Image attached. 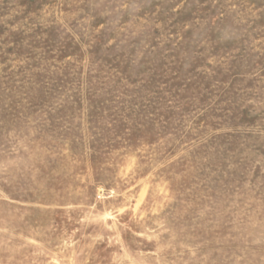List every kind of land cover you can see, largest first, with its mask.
Returning <instances> with one entry per match:
<instances>
[{"label":"rangeland","instance_id":"rangeland-1","mask_svg":"<svg viewBox=\"0 0 264 264\" xmlns=\"http://www.w3.org/2000/svg\"><path fill=\"white\" fill-rule=\"evenodd\" d=\"M0 264H264V0H0Z\"/></svg>","mask_w":264,"mask_h":264}]
</instances>
